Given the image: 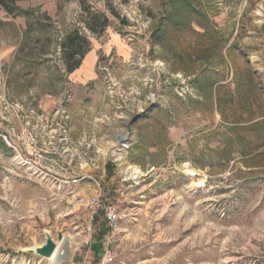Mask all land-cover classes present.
<instances>
[{
	"label": "rangeland",
	"instance_id": "rangeland-1",
	"mask_svg": "<svg viewBox=\"0 0 264 264\" xmlns=\"http://www.w3.org/2000/svg\"><path fill=\"white\" fill-rule=\"evenodd\" d=\"M0 264H264V0H0Z\"/></svg>",
	"mask_w": 264,
	"mask_h": 264
},
{
	"label": "trees",
	"instance_id": "trees-1",
	"mask_svg": "<svg viewBox=\"0 0 264 264\" xmlns=\"http://www.w3.org/2000/svg\"><path fill=\"white\" fill-rule=\"evenodd\" d=\"M83 10L89 13L90 16L89 19H87L89 20L86 23L87 28L93 33H101L107 25V18L91 11L90 7L85 6L84 3ZM99 25V31H97ZM63 48L65 50V65L67 71L71 72L80 66L82 59L89 51L90 40L87 36L80 34L78 30H74L66 36L65 41L63 42Z\"/></svg>",
	"mask_w": 264,
	"mask_h": 264
},
{
	"label": "water",
	"instance_id": "water-1",
	"mask_svg": "<svg viewBox=\"0 0 264 264\" xmlns=\"http://www.w3.org/2000/svg\"><path fill=\"white\" fill-rule=\"evenodd\" d=\"M64 234L57 232L56 238L48 230L44 231V241L40 244H33L30 247H24L21 252L28 255H35L43 259L49 260L61 242H64Z\"/></svg>",
	"mask_w": 264,
	"mask_h": 264
},
{
	"label": "built area",
	"instance_id": "built-area-1",
	"mask_svg": "<svg viewBox=\"0 0 264 264\" xmlns=\"http://www.w3.org/2000/svg\"><path fill=\"white\" fill-rule=\"evenodd\" d=\"M98 211V207L92 211L94 215ZM104 215L109 223L115 222L120 219L119 211L115 205H107L104 207Z\"/></svg>",
	"mask_w": 264,
	"mask_h": 264
},
{
	"label": "bare ground",
	"instance_id": "bare-ground-1",
	"mask_svg": "<svg viewBox=\"0 0 264 264\" xmlns=\"http://www.w3.org/2000/svg\"><path fill=\"white\" fill-rule=\"evenodd\" d=\"M257 14L259 15V16H262L263 15V11L261 10V8L260 9H258L257 11ZM139 171L137 170V169H134L132 172H131V176L132 177H135V175H137V173H138ZM188 172H189V174H194V172L192 171V170H188ZM63 242H61L60 244H59V246H58V248L56 249V251H55V253L53 254V256L49 259L50 261L52 260V261H55V260H58V259H60L61 257H62V255H63V252L65 251H63Z\"/></svg>",
	"mask_w": 264,
	"mask_h": 264
}]
</instances>
